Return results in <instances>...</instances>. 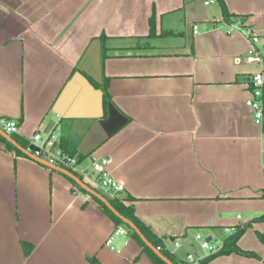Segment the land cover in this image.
Listing matches in <instances>:
<instances>
[{"label": "crops", "instance_id": "obj_1", "mask_svg": "<svg viewBox=\"0 0 264 264\" xmlns=\"http://www.w3.org/2000/svg\"><path fill=\"white\" fill-rule=\"evenodd\" d=\"M222 2L230 21L218 0H0V120H14L28 142L64 122L61 148L81 152L107 114L106 77L122 123L88 154L109 158L107 170L125 184L118 196L133 198L124 202L178 262L172 244L188 253L197 230L224 239L251 222L264 232L252 221L264 213L263 94L261 127L246 104L260 66L245 60L244 36L227 33L230 23L247 25L264 45V0ZM115 227L65 175L0 141V264H86L91 255L153 264L129 233L114 240ZM250 230L237 246L259 257L206 264H263ZM22 241L32 245L27 255Z\"/></svg>", "mask_w": 264, "mask_h": 264}, {"label": "built area", "instance_id": "obj_2", "mask_svg": "<svg viewBox=\"0 0 264 264\" xmlns=\"http://www.w3.org/2000/svg\"><path fill=\"white\" fill-rule=\"evenodd\" d=\"M213 2L214 0H204V4ZM193 30L195 32L196 26H193ZM231 32H240L246 39L248 49L245 55V60L248 63H255L260 66V70L253 73L249 77L251 96L247 99L246 104L251 107L253 111L254 123L261 127L263 121L262 94L264 87V45L260 46L259 44L261 43L262 34L250 26H236L230 23L228 25L227 33ZM0 124L2 125V129L8 134L15 133L17 130V123L14 120L1 119ZM26 149L32 153L33 156L42 158L49 163L61 166L66 169L70 168L74 170L75 166L78 164L77 158L75 156L69 155L61 148L60 137L53 130H41L34 132L29 139ZM108 162L109 158L107 157H91V165L94 172L95 182L99 185L100 189L106 196L113 198L124 191L125 184L122 179H117L110 174V172L107 170ZM79 173L80 176L88 175L85 170H81ZM225 232L228 233L229 230L225 229ZM114 233L125 235L127 231L125 228L117 226L114 229ZM194 240L200 242V249L206 253H186L184 262L188 264H201V261L205 257L218 252L223 246V241L220 242L216 239L212 240L211 237H209V239H207V237L203 238L199 232L195 233ZM110 243L111 237L106 240V244ZM174 246L175 248H179L180 243L174 242ZM157 249L159 250L160 247H157ZM167 251L173 254L172 251L168 249Z\"/></svg>", "mask_w": 264, "mask_h": 264}, {"label": "trees", "instance_id": "obj_3", "mask_svg": "<svg viewBox=\"0 0 264 264\" xmlns=\"http://www.w3.org/2000/svg\"><path fill=\"white\" fill-rule=\"evenodd\" d=\"M219 4L221 5L222 8V15L223 18L226 21H230V19L232 18V16H234L233 14H230L226 11V9L223 6V2L222 0H218ZM168 33V32H167ZM104 35L101 34L99 35L97 38L102 42V40L104 39ZM99 88H101L102 93H103V107L105 108V111L107 112V103L109 101L108 100V93H107V82H106V77L103 78V82L99 85ZM264 92V91H263ZM264 96V93H263ZM107 116V114L105 116H103L102 118H105ZM264 131V128H263ZM11 136V138L13 140H15L20 146H22L23 148H26L28 146V141L25 139H22L18 136H16L14 133L9 134ZM0 141L3 143V149L7 150V151H11L13 152L15 155L18 156H25L24 153H22L19 149H17L12 143H10L9 141H7L4 137H2L0 135ZM68 154L71 156H75L77 158V162L79 163L84 157L85 154L78 152L74 149L68 151ZM69 171L73 172L75 175L79 176L81 180L82 177L80 176V174H78L76 171L72 170V169H68ZM65 178L67 180H69V182L73 185V187H75L77 190L87 194L90 196V198L96 202L97 206L114 222V224L116 226H123L126 227L127 229V233H129V235L135 239L138 244L141 246V249L148 255V257L150 258V260L152 261L153 264H166L164 261H162L149 247H147L144 242L139 238V236L133 231L131 230L126 224H124L121 219H119L117 216H115L112 211H110V209L108 207H106V205L99 199H97L96 197L88 194L86 191H84L83 189H81L78 185L75 184V182L70 179L69 177L65 176ZM99 192V191H98ZM101 193V192H99ZM102 194V193H101ZM103 196H105L107 198V200L109 201V203L111 204V206L118 211L122 216H124L125 218L129 219L130 221H132L135 226L140 230V232L144 235V237L154 246V247H160V252L166 256L173 264H188L186 262H178L174 259L173 255L171 253H169L163 246L162 243V239L160 237H157L155 234H153L150 229L148 228V226H145L136 216L134 213V207L132 204H126L124 202L125 199H128L130 201H133V198H121L120 196L116 195L115 197H108L104 194H102ZM264 197V194H263ZM252 221L254 222H263L264 223V213H262L261 215L255 217ZM249 225H251V222H248L244 225H237L234 227V231L232 233H230L229 235H227L224 239H223V246L221 248V250H219L216 253L210 254L207 257H205L202 261L201 264H206L209 260H211L212 258H214L215 256L218 255H227L230 253H236V254H240L243 256H249V257H259L256 253L252 252V251H247V250H243L241 248H239L237 246V240L239 239V237L243 234V232L245 231L246 227H248ZM257 237L259 239V241L263 244L264 246V232L260 233L257 232ZM21 246L23 248V252L25 255L29 254V252L32 249V245L28 244L27 242L22 241L21 242ZM262 262L264 264V256L262 257ZM86 264H101L99 262V260L96 258L95 255H91V256H86Z\"/></svg>", "mask_w": 264, "mask_h": 264}, {"label": "water", "instance_id": "obj_4", "mask_svg": "<svg viewBox=\"0 0 264 264\" xmlns=\"http://www.w3.org/2000/svg\"><path fill=\"white\" fill-rule=\"evenodd\" d=\"M113 107V105L108 102L107 103V116L105 118H100L95 124L90 128L87 136L83 140V144L87 145L86 149H80V151L87 155L90 151H92L100 142H102L104 139H106L109 135H111L120 125L121 117ZM96 127L94 128V126ZM0 135L4 137L7 141L12 143L17 149H19L22 153L27 155L28 157L32 158L36 162L48 167L51 170L57 171L70 179H72L76 185H78L81 189L86 191L88 194L96 197L97 199L101 200L106 207L112 211V213L117 216L121 221L126 224L131 230H133L139 238L144 242V244L149 247L162 261H164L166 264H173L166 256H164L160 250H158L156 247H154L145 237L144 235L140 232V230L135 226V224L130 221L129 219L125 218L122 216L118 211H116L107 198L103 196L101 193H99L97 190L89 186L86 182L80 179L79 176L75 175L73 172L69 171L66 168H63L61 166L52 164L47 162L46 160L35 157L30 153L26 148H23L20 146L15 140L11 138V136L6 133L2 128H0ZM209 239V237H207Z\"/></svg>", "mask_w": 264, "mask_h": 264}, {"label": "rangeland", "instance_id": "obj_5", "mask_svg": "<svg viewBox=\"0 0 264 264\" xmlns=\"http://www.w3.org/2000/svg\"><path fill=\"white\" fill-rule=\"evenodd\" d=\"M0 128H2V125L0 124ZM61 130H62V133L64 132V133H66L65 132V130H66V128H64V122L63 123H61V129H59L58 128V130L57 131H60L61 132ZM55 132L56 134L58 133V132ZM91 156H92V153H90V154H87V155H85V157L77 164V166H75V171L76 172H80L81 170H85L86 172H87V174L88 175H81L82 176V178H83V180L85 181V182H87L88 184H89V186H91L92 188H94L95 190H97V191H99V192H101L102 194H104L103 192H102V190L100 189V187H99V185L95 182V180H94V172H93V170H92V165H91ZM80 174V173H79ZM105 195V194H104ZM239 221H243V220H239ZM241 224H244V222H242ZM124 228H126V227H124ZM127 229V228H126ZM249 229H251L249 232H248V234H253L254 236H256V238H257V240L259 241V239H258V237H257V232L259 231L260 233H261V231H263L262 229H261V227H258V226H256V227H253V225H249L248 227H246V229H245V231L243 232V234L242 235H244V234H247V231L249 230ZM255 229H257V230H255ZM199 233H201V236L203 237V238H206L207 236H206V232H204L202 229H200V230H197ZM226 233V232H225ZM115 233H114V231H113V233H112V237H113V239L115 240L117 237L114 235ZM221 235V234H220ZM241 235V236H242ZM241 236L239 237V238H241ZM252 236V235H251ZM221 236H218V237H215V239H217L218 241H220V242H222L223 241V238H220ZM212 240H214V238H212ZM239 240V239H238ZM237 240V241H238ZM247 242H248V239H247V237H246V239H245ZM195 242V245H194V247L191 249V251H189V252H191V253H194V252H196V253H206L205 251H203V250H201L200 249V242L199 241H197V240H195L194 241ZM260 242V241H259ZM261 245H263V244H261ZM172 248H174L175 250H177V252H176V254L177 255H179L180 257L181 256H184V258H185V255H186V253L185 254H183V252L182 251H180V250H178V248H175V246H174V244H172V246H171V249Z\"/></svg>", "mask_w": 264, "mask_h": 264}]
</instances>
